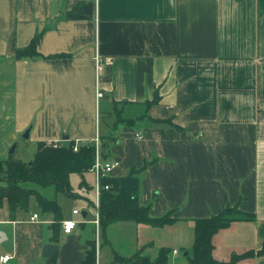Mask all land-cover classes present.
<instances>
[{
    "label": "crops",
    "instance_id": "crops-1",
    "mask_svg": "<svg viewBox=\"0 0 264 264\" xmlns=\"http://www.w3.org/2000/svg\"><path fill=\"white\" fill-rule=\"evenodd\" d=\"M36 34L39 55L14 58ZM7 84L6 142L27 128L36 142L98 135L106 142L101 159L118 160L110 176L147 163L138 202L174 221H116L101 233L91 220L95 264L99 251L106 264H123L119 257L136 251L154 260L161 248V264H188L193 219L228 204L254 217L216 230L212 256L245 253L236 264H264V0H0V85ZM154 92L158 101L146 107ZM116 109L131 121L115 124ZM166 118L172 124L155 122ZM28 209L9 219L6 200L0 205V256H10L0 264H82L89 220L71 219L77 223L64 232L70 218L61 212L55 240L53 214L37 202ZM46 243L57 245L51 258L42 255Z\"/></svg>",
    "mask_w": 264,
    "mask_h": 264
},
{
    "label": "trees",
    "instance_id": "trees-1",
    "mask_svg": "<svg viewBox=\"0 0 264 264\" xmlns=\"http://www.w3.org/2000/svg\"><path fill=\"white\" fill-rule=\"evenodd\" d=\"M37 34L33 36L27 46L18 48L14 58L39 55L35 49ZM62 56L63 54H56ZM159 95L154 92L151 99L145 101L146 107L157 102ZM115 104V103H114ZM120 116V110L116 109L115 124L130 122ZM158 123L172 124L170 118L156 119ZM100 136L98 153H104L106 142ZM75 147V148H74ZM96 148L93 141L74 143L70 140L66 145L60 142H38L33 158L29 162L16 159L12 153L6 158L0 159V205L6 200L9 219H14L18 210L28 208L29 198L34 195L38 207L42 213L53 214V221L49 224L52 231L51 238L57 240L61 211L56 201L45 198L40 192L25 186V182L32 181L39 184L52 183L56 191L73 195L69 183V174L76 172L83 176L91 170ZM146 162L139 167H131L122 176H104L102 184H107V189H101L99 194V227L101 233L110 223L123 220L147 223L152 226H163L174 221L170 215L152 217L148 214L147 206H141L138 202L139 173L146 166ZM254 215L237 208L236 205H226L221 211L208 217L195 218L194 236L190 250L186 253L188 264H236L245 256L233 254L229 261H218L212 254L211 235L219 228L225 227L230 222L240 219H253ZM88 248L82 264H95L94 240L87 241ZM135 252L128 257H119L123 264H161L167 257L165 248L159 249L157 257L153 260L145 255ZM53 261V260H50Z\"/></svg>",
    "mask_w": 264,
    "mask_h": 264
},
{
    "label": "rangeland",
    "instance_id": "rangeland-1",
    "mask_svg": "<svg viewBox=\"0 0 264 264\" xmlns=\"http://www.w3.org/2000/svg\"><path fill=\"white\" fill-rule=\"evenodd\" d=\"M8 90L9 85H0V113H1V107L3 104L7 101L8 96ZM101 115V117H100ZM102 111L100 114L99 110V119L102 118ZM3 119L0 117V120ZM2 123L0 125V158L7 157L8 150L13 142H15L14 151L12 152V155L23 162H29L37 149L38 142L32 141L28 136L25 137L23 134L25 130L22 133H19L15 138H13L12 141L6 142V139L8 137V133L10 132V127L6 124ZM2 126V127H1ZM69 183L70 188L73 192V195H67L64 192L56 191L54 188V185L52 183L48 184H39L32 181L25 182V186L29 188H33L34 190L40 192L45 198L52 199L57 202L59 205L60 211L63 213L64 216L70 219H77V221H82L84 223L88 222L89 220L90 224H85L86 226L93 227L91 231V235L94 240L95 245V251H96V245L97 241L94 238V225L91 223V220H93V217L95 215V209L92 205V202L94 201V183H95V176L93 171H86L83 176L76 172H72L69 174ZM29 209L28 211L36 208V202L34 195H31L29 198L28 203ZM77 208L79 211L85 210L87 212L86 217H82L79 215H72L71 209ZM96 230V229H95ZM100 230V228H99ZM99 242H101V238H99ZM183 250H181L182 252ZM180 256V255H179ZM178 256V257H179ZM117 262V261H116ZM105 261V255L102 253V251H99V261L98 264H106Z\"/></svg>",
    "mask_w": 264,
    "mask_h": 264
},
{
    "label": "built area",
    "instance_id": "built-area-1",
    "mask_svg": "<svg viewBox=\"0 0 264 264\" xmlns=\"http://www.w3.org/2000/svg\"><path fill=\"white\" fill-rule=\"evenodd\" d=\"M100 95H101V93L97 92V96H100ZM135 135L138 136V134H135ZM92 141L94 142L95 148H96L95 158H94V162H93L91 170L93 171L94 176H95V183H94L95 215H94L93 223H94L95 228L97 230L98 226H99V194H100L101 189H107L108 188L107 184H102L101 179L104 176L110 175L112 169L118 165V160H116V159L102 160L101 156L98 153L99 136L97 135ZM72 213L79 214L80 211L78 209H73ZM30 219L31 220L37 219V214L33 213L30 216ZM76 223H77L76 220H71V219L62 220L63 231L64 232L71 231L74 228ZM174 252H176V251L174 250ZM9 257L10 256L8 254H4V255L0 256V262H5L6 260L9 259Z\"/></svg>",
    "mask_w": 264,
    "mask_h": 264
},
{
    "label": "water",
    "instance_id": "water-1",
    "mask_svg": "<svg viewBox=\"0 0 264 264\" xmlns=\"http://www.w3.org/2000/svg\"><path fill=\"white\" fill-rule=\"evenodd\" d=\"M29 129L27 128L24 132V136H28ZM62 145H66L68 143V135L63 134L61 139L59 140ZM15 142H13L8 150V153L11 154L14 151ZM84 211H82V215H84ZM6 239V234L0 230V242ZM57 249V245L54 243H46L42 247V255L47 258H51L54 254V251Z\"/></svg>",
    "mask_w": 264,
    "mask_h": 264
}]
</instances>
